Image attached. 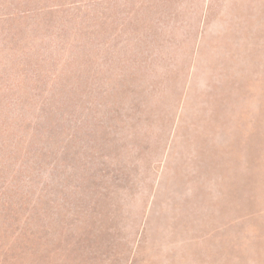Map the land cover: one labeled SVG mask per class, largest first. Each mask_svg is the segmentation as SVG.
I'll return each mask as SVG.
<instances>
[{
	"label": "rangeland",
	"instance_id": "374dc122",
	"mask_svg": "<svg viewBox=\"0 0 264 264\" xmlns=\"http://www.w3.org/2000/svg\"><path fill=\"white\" fill-rule=\"evenodd\" d=\"M82 7L0 19V264H264V0Z\"/></svg>",
	"mask_w": 264,
	"mask_h": 264
},
{
	"label": "trees",
	"instance_id": "16d2710c",
	"mask_svg": "<svg viewBox=\"0 0 264 264\" xmlns=\"http://www.w3.org/2000/svg\"><path fill=\"white\" fill-rule=\"evenodd\" d=\"M126 2H129L131 0H125ZM120 2V0H19L18 2L15 1V3H8L6 0H0V19L5 18H12V17H19V19H23L25 21L30 20V17H35L42 15L45 12H53V11H64V13L68 11H74L71 16H69L68 19H61V23L69 25V22H72L74 25V33L77 35V39H74L72 41V44L75 42L77 43L78 47L83 49L86 48L87 45L84 43V37L83 34L85 31H87L90 27L97 26L99 24V21H107L108 18H106L105 14L99 12L96 13L94 16H92L90 13L83 14V5L88 6L90 4L95 5V9H109V7L113 6V8L117 7V4ZM92 7V6H91ZM114 23H118V27L123 26L126 21L129 20L132 21L133 17H137L136 14H132L131 11L126 13V18L121 19L120 18V11L117 13L116 10H114ZM41 13V14H40ZM45 19V18H43ZM97 19L95 21L94 25L87 26L86 24L89 23V20ZM63 20V21H62ZM57 21H55L56 23ZM131 23V22H130ZM116 25V24H114ZM54 27V24H53ZM117 27V28H118ZM61 30L65 31V28H62ZM105 32V31H104ZM29 34L35 35L36 37V26L32 27L27 34L26 37H32L29 36ZM79 36V38H78ZM25 37V38H26ZM122 36L118 35L116 37L117 43L115 46H118V40H121ZM26 45H23L22 47H13L11 46L9 49L14 54L13 58V67H18L21 62H26L25 67L28 69H31L32 67H35L34 71L36 72V39L28 40L26 38ZM106 44H110V41ZM111 47V45H109ZM115 49V48H114ZM41 52V51H38ZM115 54V50L113 51ZM28 56V57H27ZM83 61V60H81ZM120 63L119 66H121V63L128 64L129 59L126 57H120L119 59ZM83 63V62H82ZM104 64H106V61H104ZM110 64H113L110 61ZM7 75V74H5ZM12 75H10L11 77ZM6 77V76H5ZM8 75V81L10 82L12 79H10ZM14 77L13 79H15ZM30 79L34 80L33 83H36V75H33L30 77ZM21 81V80H19ZM18 83V81H16Z\"/></svg>",
	"mask_w": 264,
	"mask_h": 264
}]
</instances>
